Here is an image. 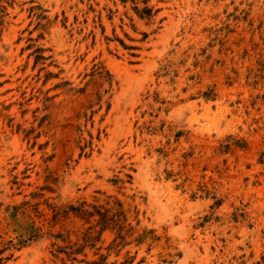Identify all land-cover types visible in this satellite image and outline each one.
Masks as SVG:
<instances>
[{"label": "rangeland", "instance_id": "rangeland-1", "mask_svg": "<svg viewBox=\"0 0 264 264\" xmlns=\"http://www.w3.org/2000/svg\"><path fill=\"white\" fill-rule=\"evenodd\" d=\"M0 264H264V0H0Z\"/></svg>", "mask_w": 264, "mask_h": 264}, {"label": "bare ground", "instance_id": "bare-ground-1", "mask_svg": "<svg viewBox=\"0 0 264 264\" xmlns=\"http://www.w3.org/2000/svg\"><path fill=\"white\" fill-rule=\"evenodd\" d=\"M177 212V211H176ZM187 246V245H186Z\"/></svg>", "mask_w": 264, "mask_h": 264}]
</instances>
